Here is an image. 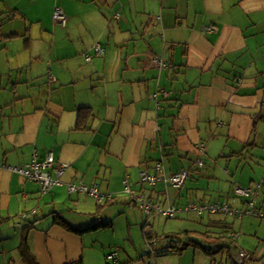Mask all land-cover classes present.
Masks as SVG:
<instances>
[{"label": "crops", "instance_id": "crops-1", "mask_svg": "<svg viewBox=\"0 0 264 264\" xmlns=\"http://www.w3.org/2000/svg\"><path fill=\"white\" fill-rule=\"evenodd\" d=\"M57 6L65 26L53 18ZM3 10L0 41L10 64L0 75L1 264L23 261L21 225L29 224L27 243L39 264H212L194 249L154 258L146 235L219 230L214 221L221 219L185 210L191 200L228 202L238 230L247 232L242 209L251 199L230 202L234 182L262 184L256 208L264 214V0H0ZM97 43L103 55L95 54ZM154 56L165 66L152 64ZM82 108L92 117L79 122ZM49 151L58 184L47 193L6 168L44 160ZM200 157L203 170L181 191L140 182L141 171L153 173L157 163L169 177ZM125 182L161 209L185 208L162 225L159 214L127 205ZM71 184L114 199L98 204ZM58 214L73 228H99L68 231ZM233 249L225 264H239ZM251 252L264 256L259 245ZM249 255L241 258L255 264Z\"/></svg>", "mask_w": 264, "mask_h": 264}, {"label": "trees", "instance_id": "trees-1", "mask_svg": "<svg viewBox=\"0 0 264 264\" xmlns=\"http://www.w3.org/2000/svg\"><path fill=\"white\" fill-rule=\"evenodd\" d=\"M54 11H55V9H54ZM53 14H54V12H53ZM64 14H65V12H64ZM65 16H66V14H65ZM115 18H116V20H120L121 15L119 13H116L115 14ZM66 23H67V17H66V20H65V24H61V25L65 26ZM207 30L210 31L211 29L208 28ZM14 36H16V34L9 35V36H3V37L4 38H11V37H14ZM97 45H99L104 50V53H105L104 47L100 43H97L94 46L95 54L96 55H103L104 53L103 54H98L97 53V51H96V46ZM87 56H90V54H86V56H85L86 60H87ZM91 61H92V57H91ZM91 61L87 60V62H91ZM89 117H92L90 108H82L79 122H80V120L82 121L84 118L89 119ZM202 161H203V159H202ZM203 164H204V161H203ZM156 165L157 164H155L154 169H155ZM195 165L196 166L194 168H190L189 170L188 169L181 170L180 172L175 173V174H173V175H171L169 177L166 175L165 171L163 170V172L165 174V177H164V179H161L160 181L166 182V184L174 186L172 183H169L166 180L169 179V178H172L173 176L181 174L182 172H188L189 173L188 179H189L197 171L200 173L201 170H203V168L205 166V164H204V166L201 168L198 165V163H196ZM145 170H147L149 174L158 175V172H157L156 169H155V172H153V173L149 172L148 169H145ZM188 179H187V181H188ZM160 181H158V182H160ZM140 182L142 184H149L147 182H143L141 180V176H140ZM186 182H185V184H186ZM149 185H151V184H149ZM184 185L182 187H176V186H174V187L177 188L179 191H181L184 188ZM151 186H153V185H151ZM261 186H262L261 183H254L251 187L247 188V189H251L253 191H256V195H254V206H255V208H256V205H257V202H258V198L261 199V192H260ZM128 187H129V184H128ZM240 187H242V186H240ZM242 188H245V187H242ZM130 190L134 194H136L131 188H130ZM82 193H84V192H82ZM104 195L107 196V195H112V194H104ZM137 195H139V194H137ZM235 196H239V195H237L236 192H235ZM129 197H130V195H129ZM244 197L245 196H241V198H244ZM144 198H145V196H144ZM113 199H114V196L112 195L111 199H105V200L109 201V200H113ZM130 199H131V197H130ZM131 203L140 206V208L143 210V212H145L143 207H142V205L139 204L138 202H134L131 199ZM149 203H151V202H149ZM98 204H101V203H98ZM191 204L196 205V206H204L205 205L207 207L205 210L202 211V213H200V214L196 213V215H198V217H202L204 214H209V216L210 215H223V216L226 215V216H228V215L235 214L234 211H232L231 213L230 212H224V211L223 212H214L213 213L211 211V209H210V207L213 206V205L229 204L228 202L205 201V202H202V203H195L194 200H191L188 203V205L187 204L186 205L189 206ZM151 205L153 206V209L150 212V214L151 213H155V214H162L163 216H166L162 212H158V210H156V207H158V206L160 208L162 207L161 204H152L151 203ZM229 206H231V205L229 204ZM173 207H175L177 210H181V211H183V209L185 208V207H183V209H182V207H179L178 205L177 206L173 205ZM102 208H103V206H101V209ZM247 209H248V206H247ZM99 210H100V207H99ZM185 210H187V209L185 208ZM187 211H192V210H187ZM257 211L261 212L258 209H257ZM178 213H175V215H177ZM149 215H147V216H149ZM263 215L264 214L262 212V216ZM262 216H260V213H259V216H257V217L261 218ZM166 217L174 218L175 216L174 217L166 216ZM24 218H26V215H24ZM55 219H56L55 221H56V223L58 225H60L62 227H65L68 231H71V232H74V233H77V234H83V233L88 232L90 230H94L96 228H99V226H96L94 228L79 230V229L71 227L60 215L56 216ZM1 223H4V221L0 217V224ZM214 223H215L214 228L219 229L218 231H215L213 229L206 230V231L185 230V231H181V232H177V233H165V234L160 235V236L153 235V234L146 235L148 254L150 256L156 258V257L160 256L161 254H168V253L180 254V253H183L184 251H186L187 249H194L195 251L203 252L207 256H209L211 258V263L212 264H219V262L215 259V257L217 255L221 256V259H220V263L221 264L222 263L223 264L228 263L231 260L230 250L232 248H238L236 246L237 245L236 243H237V240H238L237 238L239 236H238V234L233 233L234 231H233V228H232V223H229L226 219H221V220H218V221H214ZM21 227H22L21 229H23L22 243H21V246L19 248L20 252H21V257H22L23 261H25L28 264H39L36 261V258L34 257V255L31 253V251H30V249L28 247V243H27V235H28V232L33 227V224H29L27 226H22L21 225ZM241 256H245L246 257V254L242 252ZM249 257H250V255H249ZM251 259H253L255 261V264H264V256L259 258V259H255L251 255ZM71 264H82V261L74 262V263H71ZM147 264H154V263H147Z\"/></svg>", "mask_w": 264, "mask_h": 264}, {"label": "built area", "instance_id": "built-area-1", "mask_svg": "<svg viewBox=\"0 0 264 264\" xmlns=\"http://www.w3.org/2000/svg\"><path fill=\"white\" fill-rule=\"evenodd\" d=\"M53 18L56 22H58L60 24H65L66 16L60 7L55 8ZM96 51L98 54L104 53V50L99 45L96 46ZM87 60L91 61V57L87 56ZM152 64H154L155 66H157L159 68L165 66L164 65L165 63L162 61V59L155 57V56L152 59ZM205 149H206L205 143H200L197 146V151L201 157H202V155H204ZM201 157L199 158L197 163L202 168L204 166V164H203ZM55 165H56V159H55L54 153L52 151H49L46 154L44 160H39V158L37 156H34L32 161L27 163V164H23V165H19V166L9 165V166H6V168L12 173L22 175L23 177H25L26 179H28L30 181L39 183L41 186V191L43 193H46V192L50 191L53 188V186L58 184V182L55 181V179H53L51 176V171L54 169ZM61 167L66 168L67 165L61 164ZM155 168L158 172V175L149 174L147 170H143L140 173L141 180L143 182H147L151 185H155L158 181H160L161 179H164L165 174L163 172L162 164L157 163ZM58 172H59V174H61L62 170H59ZM188 177H189L188 172H182L181 174L173 176L172 178H169L166 181L169 183H172L176 187H182L185 184V182L187 181ZM125 183L127 186L126 192L130 195L131 199L134 202H138L139 204H141L145 213L147 215H149L153 209V206L151 205V203H149L144 198L143 195L134 194L130 190V188L128 187V183L127 182H125ZM70 190H71V192L87 193L89 196L96 198L98 203L103 202L105 199H111L112 198V195L105 196L103 193H100L96 187L88 188L83 184H81L80 186H76V185L71 184ZM235 192L239 196H245V197H249L251 199L250 203L247 204L248 209L245 211L244 214L259 216V213H260V216H262V212H258L254 206V195H256V191H253V190L247 189V188H242L239 186L236 188ZM206 208L207 207L205 205L204 206H196L193 204L186 207L187 210H192V211L196 212L197 214L202 213V211L205 210ZM210 209L213 213L214 212H223V211L224 212H230V213L232 212V208H231V206H229V204L213 205L210 207ZM156 210H158V212H162L166 216H171V217H174L175 213H178L181 211V210H177L175 207H170V208L164 210V209H161L159 206L156 207ZM110 258H112V257H110Z\"/></svg>", "mask_w": 264, "mask_h": 264}, {"label": "rangeland", "instance_id": "rangeland-1", "mask_svg": "<svg viewBox=\"0 0 264 264\" xmlns=\"http://www.w3.org/2000/svg\"><path fill=\"white\" fill-rule=\"evenodd\" d=\"M8 11L9 10H7V11L3 10V13L1 12L0 16H2L4 14V16L1 17L2 19H7L8 18L7 17L8 16L7 15ZM4 23L8 24L9 22L6 21ZM12 25H15V24L11 23L10 26H8V25L7 26L10 29L12 27ZM6 31H8V32H6ZM0 33H1V31H0ZM2 33L6 34V33H10V31L5 28V29H3ZM5 39H8V38H5ZM18 42H21V41L18 40ZM14 43L15 42H13V44ZM3 44H4V41L3 40L0 41V75H1V73H6L5 67L7 66V64H10L8 62V60H9L8 52H7V50L5 48H2ZM0 78H1V76H0ZM233 184H235L234 187H233V194H234L235 193V189L239 185L236 182H234ZM242 187H247V186H242ZM170 189L173 190V191H177L178 192V189H173L172 185H171ZM184 192H186V188H185ZM127 196L129 197L128 194H127ZM233 196H235V195H232L229 198L230 202L233 201L232 200ZM235 198L243 200V198H241V196H235ZM130 204H131V199L129 197V198H127V205H130ZM138 210H139V208H138ZM242 211L245 212V209H242ZM139 212L141 214L140 216L142 218V223H145L147 221L148 217L144 216L143 212H141L140 210H139ZM158 216H159L158 218L161 219V220H159V222L162 221V225L164 224L165 221H173L172 219H168L167 217L163 216L162 214H159ZM151 218H152V216H151ZM214 218H216V219H226L229 223H232V224L234 222V219L236 221V223H235L236 232L235 233L236 234H240L241 238L238 239L237 243H236L237 244L236 246L239 247V249L238 248L233 249L234 251H232V253H231V255H232V257H233L235 262H237L239 264L240 263L249 264V261L247 259L245 260V259L241 258V252L244 250L246 252V254L252 255L253 252H251V249H253V247L256 246V245L260 246V253L264 254V223H263L264 222V218H260V217L254 216V215H245L244 216V222H243V228L244 229L246 228L247 232H242V233L238 230L239 227H240V224H241V220L238 219V216H236V215H228V216H226V215H224V216L223 215H214ZM176 220H178V219H176ZM193 224L195 225V223H193ZM251 224H252V226H250ZM232 228L234 229V226H232ZM139 230L140 229L134 230V232H133V234H134V236L136 238H138L139 235H140ZM176 231H178V230H176ZM215 231H218V230H215ZM120 238L124 239L125 237L122 235V236H120ZM4 246H6V245L4 244ZM124 248H125V246H124ZM0 250H3V249L0 248ZM112 252H113V250L108 253V256L111 255ZM1 256H2V254H1ZM215 259L219 262V264H221L220 263L221 256L217 255L215 257ZM16 260H17V264H22L23 263V261L19 257H16ZM147 260L150 261V260H154V259L153 258H148ZM151 262H153V261H151ZM0 264H1V260H0ZM3 264H5V263L3 262Z\"/></svg>", "mask_w": 264, "mask_h": 264}]
</instances>
